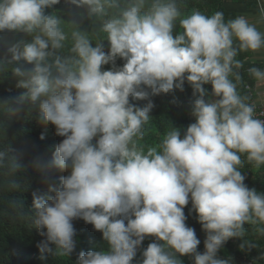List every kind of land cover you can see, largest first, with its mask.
<instances>
[{
	"label": "clouds",
	"instance_id": "obj_1",
	"mask_svg": "<svg viewBox=\"0 0 264 264\" xmlns=\"http://www.w3.org/2000/svg\"><path fill=\"white\" fill-rule=\"evenodd\" d=\"M187 7L0 0V83L14 80L22 90L0 100V139L9 120L32 112L62 138L50 158L30 164L26 149L0 147V192L26 191L29 167L47 185L31 192L30 208L23 196L7 201L10 218L27 214L44 238L36 244L41 260L47 253L62 261L75 254V264H236L220 255L233 241L246 256L256 252L252 264H264V191L242 172L245 162L264 168V0L255 16L227 20L223 11ZM186 83L194 122H169L147 143L154 98L181 107L176 93ZM189 204L205 236L202 252L186 223ZM77 220L102 234L91 250L76 251Z\"/></svg>",
	"mask_w": 264,
	"mask_h": 264
},
{
	"label": "trees",
	"instance_id": "obj_2",
	"mask_svg": "<svg viewBox=\"0 0 264 264\" xmlns=\"http://www.w3.org/2000/svg\"><path fill=\"white\" fill-rule=\"evenodd\" d=\"M249 2L250 0H246ZM253 1L251 6H255L256 2ZM225 0H187L188 7L185 11H190L192 7H196L207 14H212L215 11H223L225 19L234 18L236 15L230 12L224 5ZM59 7V6H57ZM84 26L91 28L90 21H84ZM10 38V37H9ZM105 49L107 50V41L104 42ZM241 58H243L241 56ZM123 61L117 60V65L122 66ZM105 69L109 65L104 66ZM249 66H245V69ZM245 80L251 83L249 77L245 74ZM12 88V92H6V88ZM211 91V86L207 85ZM22 90L15 88V81H4L0 83V100L7 98L10 95H18ZM176 95L182 102L181 107H176L169 103L170 96H158L154 98L156 108L152 112L153 122L151 126L146 129V142L151 143L158 141L159 138L167 131L169 122L174 126L186 128L194 119L188 114V100L191 97V88L185 84V92ZM143 103V102H140ZM4 117L0 116V121ZM55 129L52 125H42L39 123L37 113L31 114L24 113L19 119L9 120L8 126L4 132V137L0 139V147L11 144L13 147L24 148L27 150L28 155L24 157V163L30 164L33 156L40 155L45 159L50 158L51 153L48 152L49 147H54L60 142L61 137H57ZM41 134H45L43 140L40 139ZM242 172L246 174L245 183L249 187H255L258 191H264V168L259 171H254L250 165L245 162ZM27 175L31 178L30 183L27 185V190L23 192L5 193L0 192V264H75L76 255L68 261H62L54 258L50 254H44L45 260H41V253L39 252L36 244L44 239L39 235V232L31 225L30 219L27 214L23 218L13 220L8 208L7 201L15 196H23L26 207L30 208L32 203L31 192L38 190L40 192L47 191V185L42 183L39 175L32 167L27 170ZM59 173H53V180ZM189 204L185 208V215L188 217L186 223L188 226L194 227L201 244L198 246L199 251H203L204 233L201 231L199 223L196 221V214L193 212L189 214ZM74 226L77 229V238L81 242L76 251L91 250L97 242L101 241L102 234L94 231L92 225L85 224L82 220L74 221ZM251 233L250 226L246 225ZM151 240L144 241V247L150 243ZM238 242L229 241L225 248L221 251L220 255L230 254L235 258L236 264H252V257L256 252H252L249 256L244 255L237 248ZM184 264H191L188 257H183Z\"/></svg>",
	"mask_w": 264,
	"mask_h": 264
},
{
	"label": "crops",
	"instance_id": "obj_3",
	"mask_svg": "<svg viewBox=\"0 0 264 264\" xmlns=\"http://www.w3.org/2000/svg\"><path fill=\"white\" fill-rule=\"evenodd\" d=\"M256 2V0H255ZM253 1L247 2L246 0H225V7L230 11L233 12L236 16L237 15H248L250 17H253L256 15V5L251 6ZM248 55V54H242ZM251 60H249L248 63L245 64V66H250ZM257 66L264 67V63H261L259 60L257 61Z\"/></svg>",
	"mask_w": 264,
	"mask_h": 264
},
{
	"label": "rangeland",
	"instance_id": "obj_4",
	"mask_svg": "<svg viewBox=\"0 0 264 264\" xmlns=\"http://www.w3.org/2000/svg\"><path fill=\"white\" fill-rule=\"evenodd\" d=\"M78 239V238H77ZM82 242V241H81ZM79 240H78V244H77V246L81 243Z\"/></svg>",
	"mask_w": 264,
	"mask_h": 264
}]
</instances>
